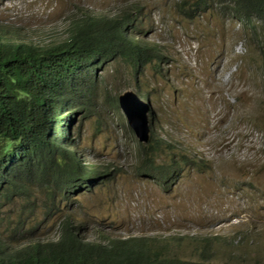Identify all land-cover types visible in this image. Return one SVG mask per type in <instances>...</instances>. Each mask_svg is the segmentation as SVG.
Here are the masks:
<instances>
[{"label": "rangeland", "instance_id": "1", "mask_svg": "<svg viewBox=\"0 0 264 264\" xmlns=\"http://www.w3.org/2000/svg\"><path fill=\"white\" fill-rule=\"evenodd\" d=\"M182 1L0 0V30L47 46L83 11H135L140 38L162 58L137 78L120 61L98 71L89 110L73 117L85 165L110 178L74 194L65 212L86 221L89 240L146 237L184 264H264V24L246 25L219 3L188 16L193 0ZM125 91L148 96L150 135L165 141L156 162H195L168 188L134 169L138 140L113 100ZM41 226L44 236L57 229L53 220Z\"/></svg>", "mask_w": 264, "mask_h": 264}, {"label": "trees", "instance_id": "2", "mask_svg": "<svg viewBox=\"0 0 264 264\" xmlns=\"http://www.w3.org/2000/svg\"><path fill=\"white\" fill-rule=\"evenodd\" d=\"M213 3L246 25L253 17L264 24V0H193L184 11L193 16ZM134 12L128 7L116 14L83 11L62 40L47 46L0 32V208L12 205L10 215L0 216V264L186 262L165 253L167 245L151 244L146 237L103 234V240H89L86 221L65 212L74 194L110 178L106 167L85 165L74 148H66L67 143L75 145L69 136L75 125L72 114L76 116L79 108L88 111L96 97L98 71L120 61L137 78L147 62L162 58L157 46L140 38ZM140 97L148 101L146 94ZM113 100L118 108L116 97ZM163 142L152 135L145 144L138 141L134 169L168 188L184 165L195 162L185 154L156 162V149ZM35 206L42 216L31 222L32 214L37 216ZM50 220L57 223L56 233L39 235L41 224Z\"/></svg>", "mask_w": 264, "mask_h": 264}, {"label": "water", "instance_id": "3", "mask_svg": "<svg viewBox=\"0 0 264 264\" xmlns=\"http://www.w3.org/2000/svg\"><path fill=\"white\" fill-rule=\"evenodd\" d=\"M118 103L135 137L140 142H146L149 138V127L145 102L134 92L125 91L118 95Z\"/></svg>", "mask_w": 264, "mask_h": 264}, {"label": "clouds", "instance_id": "4", "mask_svg": "<svg viewBox=\"0 0 264 264\" xmlns=\"http://www.w3.org/2000/svg\"><path fill=\"white\" fill-rule=\"evenodd\" d=\"M96 13V12H95ZM134 14V13H133ZM70 25V24H69ZM0 32H2L1 30H0ZM20 42H25V43H29V44H35V43H31V42H27V41H23V40H19ZM140 99L143 101V102H146V100H143L141 97H140ZM117 102H118V97H117ZM146 104V103H145ZM118 107L120 108V106H119V103H118ZM121 109V108H120ZM149 109H147L146 108V116H147V123H148V127H149V136H150V132H151V120H150V116H149ZM123 112V111H122ZM87 115L88 114H86L84 117H87ZM72 116H73V114H72ZM74 124H75V122H74ZM78 130H79V128H77V126H75L74 125V127H72L70 130H69V132H70V134H69V136L71 137L72 136V138H75V141H76V139H77V137L80 135V131L78 132ZM76 131V133L75 134H73L74 132ZM66 140V139H65ZM78 140H79V138H78ZM78 140L76 141V143H75V141H73L74 143L73 144H75V145H69L68 143H67V141H66V143H67V147L66 148H70V149H72V148H74L75 150H76V152H78L79 154H80V157H81V160H82V162H83V164H85L84 163V161H83V156H82V151H81V148L79 147V144H78ZM138 140V139H137ZM72 146V147H71ZM40 199V197H38V200ZM37 204V203H36ZM38 205V204H37ZM9 207H12V205H9V206H2L1 208H0V216H3V215H5V214H8V215H10L11 214V211L9 210ZM33 211H35V213H39L40 212V215H41V210H37V208H36V206H35V208H34V210ZM32 211V212H33ZM34 216V214H32V217ZM36 216V215H35ZM76 219V218H75ZM49 231V232H48ZM40 233H41V231H40ZM46 233H47V235H45V236H49L48 234L49 233H51V230H47L46 231ZM54 233H56V231L54 232ZM39 235H43V233L42 234H39ZM52 235H53V233H52ZM44 236V235H43Z\"/></svg>", "mask_w": 264, "mask_h": 264}]
</instances>
